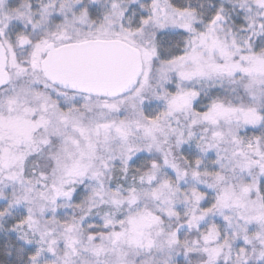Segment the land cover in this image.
Here are the masks:
<instances>
[{
	"label": "snow or ice",
	"instance_id": "obj_1",
	"mask_svg": "<svg viewBox=\"0 0 264 264\" xmlns=\"http://www.w3.org/2000/svg\"><path fill=\"white\" fill-rule=\"evenodd\" d=\"M0 264H264V0H0Z\"/></svg>",
	"mask_w": 264,
	"mask_h": 264
}]
</instances>
